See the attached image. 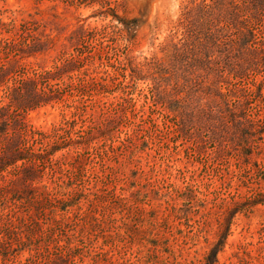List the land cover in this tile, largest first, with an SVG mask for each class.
Returning <instances> with one entry per match:
<instances>
[{"label":"rangeland","instance_id":"rangeland-1","mask_svg":"<svg viewBox=\"0 0 264 264\" xmlns=\"http://www.w3.org/2000/svg\"><path fill=\"white\" fill-rule=\"evenodd\" d=\"M215 4L206 64L197 73L180 64L194 73V103L176 113L173 86L156 83L158 65L182 44L186 13ZM243 4L0 0L5 21L41 23L47 49L27 59L34 69L75 54L64 98L24 119L50 135L64 126L63 137L80 141L44 154L30 182L14 166L0 175L10 211L0 221V264H206L214 249L215 264H264V11L253 22L255 59L243 53ZM217 90L227 104L218 98L211 121L201 111ZM227 108L239 116L222 121ZM33 187L51 194L38 203Z\"/></svg>","mask_w":264,"mask_h":264},{"label":"trees","instance_id":"trees-1","mask_svg":"<svg viewBox=\"0 0 264 264\" xmlns=\"http://www.w3.org/2000/svg\"><path fill=\"white\" fill-rule=\"evenodd\" d=\"M42 1L37 0V2ZM219 7L218 4H215L210 6V10H201V14L200 11L189 10L182 21L185 28L182 44L171 45L173 46V53L170 58L158 65V73L160 74L155 78L156 83L168 80L169 85L173 86L172 95L177 98L169 99V108L176 113H184L194 103L193 86H191L188 78L189 74L193 75L194 73L190 69L184 70L182 73L180 64L186 60L189 67L199 66L193 71L196 73L206 64L205 56H208L209 43L214 42L216 38L213 33V26L218 19L217 10ZM243 10L246 16L242 35L243 53L252 55L256 59V50L260 48H253L252 45L258 39L253 22L258 17L255 16L256 13L264 11V0H244ZM38 26H41V23L34 18L24 19L18 23L16 19L5 21L0 17V90L2 91L0 94V134L7 136L4 145L0 146V175L7 176L5 172L10 170L9 167L12 166H14L13 169L19 171L21 169L23 171L29 170L30 173L21 178L26 183L34 180L36 177L33 176L34 173L40 171L41 164L44 162V154L55 152L66 146L68 142L80 143L79 140L66 139L62 136L61 132L65 130L64 126L56 128L54 133L50 135L30 128L25 122L24 114L26 112L48 104L55 99L64 98L65 76L74 72V65L77 60L74 53L67 57H65L67 53H63L64 61L62 60V63L57 64L54 69H34L31 63L27 62V59L30 56H35L38 51L47 49L48 42L43 39L45 35L39 32ZM251 62L254 61L249 63ZM73 77L74 75L70 74V78ZM208 90L209 93L214 92V90H210L209 86ZM182 91H186V96L179 97ZM227 97L228 94L219 90L215 91L213 100H210L205 109L201 111L202 115L209 116L212 121L215 108L223 106L222 98L227 104ZM233 110L227 108L226 112L220 114L222 121H224V117H227L228 112L235 118L239 116ZM52 137H59L61 142L56 140L55 144H50L48 139ZM38 145L39 148L36 149ZM79 154L81 153L78 152ZM20 161L21 164H19ZM5 191L4 186H0V221L10 215V211L9 213L6 211L7 195ZM30 191H34L31 198L38 199V203L43 202L51 194L47 188L41 190L40 187H33ZM19 197L22 198V196ZM19 197L14 196L12 198L15 201L20 199ZM218 251V249L212 251L206 264L216 263Z\"/></svg>","mask_w":264,"mask_h":264}]
</instances>
